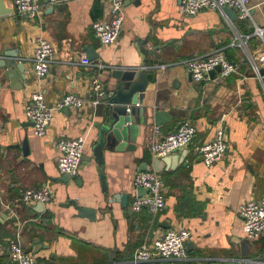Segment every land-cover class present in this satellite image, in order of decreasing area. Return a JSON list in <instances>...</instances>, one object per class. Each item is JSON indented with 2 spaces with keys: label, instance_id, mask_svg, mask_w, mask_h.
Here are the masks:
<instances>
[{
  "label": "crops",
  "instance_id": "obj_1",
  "mask_svg": "<svg viewBox=\"0 0 264 264\" xmlns=\"http://www.w3.org/2000/svg\"><path fill=\"white\" fill-rule=\"evenodd\" d=\"M42 3L40 16L28 19L17 13L15 0H0V12L8 11L0 15V59L17 55L27 65L26 82L19 75L0 87V264H13L8 242L17 233L35 264H109L114 250L115 264H132L146 241L183 228L192 233L188 260L141 264H264V235L246 240L238 212L264 195V88L253 67L264 51L256 33L264 35V4L252 0L251 18L234 21L211 9L187 17L180 0L126 1L121 36L104 46L93 32L94 22L105 15L99 0ZM38 38L54 46L44 78L32 65ZM89 48L98 60L89 61ZM216 50L236 63L238 72L194 82L183 62ZM115 68L148 74L143 106L151 115L129 143L134 149L105 148L104 166L96 161L94 146L108 109L104 102L96 109H53L46 136L34 134L25 114L34 93H43L52 107L65 94L86 97L96 75L108 92L116 83ZM154 110L166 111L172 120L156 127ZM183 121L197 132L187 148L166 157L169 167L160 174L165 208L156 216L133 212L131 203L139 196L135 176L145 163L154 171L150 146ZM220 127L228 134V153L207 167L198 148ZM79 136L87 138L82 165L78 177L67 180L58 170L57 143ZM45 187L53 199L43 208L17 202L22 190ZM120 194L128 195L127 205L116 198ZM72 200L95 210L94 220L80 216Z\"/></svg>",
  "mask_w": 264,
  "mask_h": 264
},
{
  "label": "built area",
  "instance_id": "obj_2",
  "mask_svg": "<svg viewBox=\"0 0 264 264\" xmlns=\"http://www.w3.org/2000/svg\"><path fill=\"white\" fill-rule=\"evenodd\" d=\"M105 8V15L93 24V32L102 45L108 46L120 38L124 24V6L126 1L133 0H99ZM252 0H180V10L187 17H195L200 12L211 9L226 14L225 7L236 11L240 20L251 18ZM264 4V0H260ZM17 13L28 19L40 16L44 5L42 0H15ZM263 39V31L256 30ZM238 39V38H237ZM236 44V42L234 43ZM54 57V46L45 39L38 38L35 44L32 65L40 78L48 75ZM253 67L264 88V51L257 58ZM191 79L196 83H203L210 79V73L220 67L218 80L229 77L238 72L236 63L229 61L221 50H216L204 56L189 58L183 62ZM104 84L99 75L92 78L91 89L86 97L69 93L62 96L57 103L50 107L43 93H34L25 108V114L33 123L34 134L37 137L46 136L52 121L53 109L63 110L73 108L83 110L86 107L98 108L105 95ZM196 128L190 121H183L176 129L168 132L164 137L150 146V153L155 158H166L187 148L196 136ZM223 127L217 129L213 140L202 144L198 154L207 167H211L224 160L228 153V143L225 140ZM86 136L73 139H61L57 143L59 157L58 170L62 175L77 178L82 165ZM136 189L143 188L146 194L136 196L131 203V210L135 213L143 210L152 216L158 215L166 206L164 181L160 174L152 170L139 172L134 178ZM53 199V192L48 187L32 190L24 189L20 192L18 203L31 205L35 203L48 204ZM239 216L243 223L246 239L256 241L264 235V195L255 201L246 202L239 207ZM192 233L187 229L167 230L162 235L146 241L133 254L132 264H141L155 260H188L187 242ZM9 256L13 264H35V256L26 250L17 233L8 242Z\"/></svg>",
  "mask_w": 264,
  "mask_h": 264
},
{
  "label": "water",
  "instance_id": "obj_3",
  "mask_svg": "<svg viewBox=\"0 0 264 264\" xmlns=\"http://www.w3.org/2000/svg\"><path fill=\"white\" fill-rule=\"evenodd\" d=\"M52 0H45L46 3H50ZM55 2L62 0H53ZM53 7L49 8L52 11ZM232 20H237L238 15L235 10L228 7L224 8ZM8 11L1 10L0 15L6 14ZM158 48L154 49L157 50ZM144 54H152L151 50H143ZM99 56L95 53L93 48L88 49L89 61L98 60ZM27 65L24 61H20L17 55H6L5 59H0V87L7 81L13 83L16 77H19L23 82H26ZM220 72V67L216 68L210 73V76H214ZM112 76L116 79L114 88L105 93L102 98V102L108 105V109L105 113L104 122L99 131V137L96 145L94 146V155L96 161L101 166H104V149L110 150L117 149H134L131 143L134 135L140 133L141 126L146 124L147 118L150 114L148 108L143 106L144 99L146 97V88L148 86V74L146 71H140L136 69H123L115 68ZM154 124L156 127H162L172 120V116L164 110H154L153 114ZM33 124V123H32ZM225 140L228 141V134L225 133ZM26 149V145H24ZM153 169L158 174H162L163 171L169 167V160L167 158H155L153 160ZM148 165L145 163V167L141 171L148 170ZM67 180L71 177L64 175ZM102 180L104 176L102 175ZM106 185V184H105ZM106 187V186H105ZM139 196L144 195L147 191L143 188H138ZM116 198H120L124 205L128 203V195L120 194ZM69 204L75 206L80 216H85L90 220H94L96 212L93 209H87L79 206L74 200ZM39 206L43 208V204L39 203ZM247 240V239H246ZM187 248L190 249L193 243L187 242ZM115 250L109 255V264H115L114 261Z\"/></svg>",
  "mask_w": 264,
  "mask_h": 264
}]
</instances>
